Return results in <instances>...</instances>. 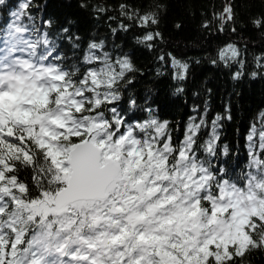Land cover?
Returning a JSON list of instances; mask_svg holds the SVG:
<instances>
[{
  "label": "snow or ice",
  "instance_id": "6c2138e0",
  "mask_svg": "<svg viewBox=\"0 0 264 264\" xmlns=\"http://www.w3.org/2000/svg\"><path fill=\"white\" fill-rule=\"evenodd\" d=\"M29 6L12 14L0 48V264H235L264 248V122L247 136L242 179L213 171L197 155L203 119L192 118L174 145L151 109L133 122L103 110L120 99L130 59L97 55L103 42L91 43L85 61L99 66L77 77L47 38L43 52L23 38ZM221 18L233 19L230 4ZM138 19L158 22L153 13ZM238 56L234 45L219 52L225 63ZM172 66L184 79L188 65L172 58ZM216 128L214 120L202 146L209 155ZM20 166L32 169L31 183Z\"/></svg>",
  "mask_w": 264,
  "mask_h": 264
},
{
  "label": "trees",
  "instance_id": "16d2710c",
  "mask_svg": "<svg viewBox=\"0 0 264 264\" xmlns=\"http://www.w3.org/2000/svg\"><path fill=\"white\" fill-rule=\"evenodd\" d=\"M25 2L30 6L19 23L29 32L23 38L39 40L38 52L47 38L68 70L79 69L77 77L99 66L85 61L91 43L103 42L102 49L92 50L97 55L130 59L133 67L120 82V99L103 110L115 107L133 122L147 119L151 109L168 122L174 145L184 139L192 118L196 123L203 119L197 155L232 179L250 171L247 136L253 124L259 128L264 122V0H0V48L12 14ZM227 3L233 9L231 20L221 18ZM146 13L155 14L158 22L142 25L138 17ZM149 32L160 35L145 42ZM228 45L239 56L225 63L219 52ZM172 58L188 65L184 79L174 78ZM214 120L219 138L209 155L202 146ZM32 175L31 168L20 166L21 179L31 183ZM235 264H264V248L247 251Z\"/></svg>",
  "mask_w": 264,
  "mask_h": 264
},
{
  "label": "rangeland",
  "instance_id": "374dc122",
  "mask_svg": "<svg viewBox=\"0 0 264 264\" xmlns=\"http://www.w3.org/2000/svg\"><path fill=\"white\" fill-rule=\"evenodd\" d=\"M230 3H227L226 5H229ZM231 5V4H230ZM225 20V19H224Z\"/></svg>",
  "mask_w": 264,
  "mask_h": 264
}]
</instances>
